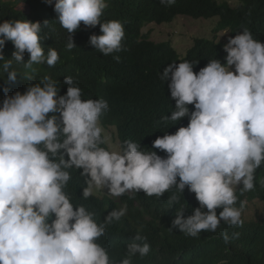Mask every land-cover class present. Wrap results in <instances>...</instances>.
I'll use <instances>...</instances> for the list:
<instances>
[{"label":"clouds","instance_id":"1","mask_svg":"<svg viewBox=\"0 0 264 264\" xmlns=\"http://www.w3.org/2000/svg\"><path fill=\"white\" fill-rule=\"evenodd\" d=\"M159 2L171 7L176 0ZM46 3L53 6V0ZM107 7L106 0H55L54 11L69 34L68 51L76 48L72 34L81 22L86 28L99 25L102 34L91 35L89 43L101 54L123 50L121 21L101 20ZM41 31L38 21L0 22V50L7 41L15 48L12 59L0 55L8 85L0 102V264H114L96 241L107 224L125 215L127 206L98 223L94 212L74 205L64 191L73 168L82 170L85 199L96 190L106 189L114 197L130 191L162 197L174 189L168 199L174 205L180 201L176 193L187 188L199 207L187 217L185 208H178L171 226L187 236L215 232L221 221L243 225V202L235 206L237 190H253L255 172L264 165V43L250 29L228 37L223 64L215 58L194 72L198 61L184 60L164 69L159 78L167 82L175 108L161 119L176 125L187 118L188 125L153 141L152 149L163 156L131 139L117 149L102 147L107 137L102 136L101 117L108 102L82 99L71 76L64 79L65 95L48 75L23 93L9 95L18 75L10 71L13 60L28 69L33 64L54 67L59 61L54 48L45 54ZM113 59L120 61L119 56ZM217 209H222L219 215ZM233 236L239 238V233ZM223 237L228 243L227 233ZM150 250L147 237L138 233L120 264H132V257L143 258Z\"/></svg>","mask_w":264,"mask_h":264},{"label":"trees","instance_id":"2","mask_svg":"<svg viewBox=\"0 0 264 264\" xmlns=\"http://www.w3.org/2000/svg\"><path fill=\"white\" fill-rule=\"evenodd\" d=\"M102 21L120 20L124 26L125 37L123 50L104 56L89 43L91 35H101L100 27L86 28L81 22L80 29L72 34L76 45L71 51L66 49L68 33L59 23L53 6L46 0H0V22L4 20L26 19L40 22L41 45L47 54L48 49L57 50L60 57L54 67L47 64H33L31 69L21 63L12 61L17 79L10 86L9 95L20 91L23 93L30 84L38 83L45 75L58 82L60 95H65L66 76H71L82 90V99L103 98L108 102L109 110L101 117L103 127L115 126L120 146L124 140L131 139L141 144L142 148L152 149L153 141L168 132L175 133L181 126L188 125L184 118L176 125L163 121L161 117L171 116L175 101L171 99L167 82L160 80V75L171 63L178 64L184 60L198 61L194 72L205 67L209 60L219 59L222 64L227 53L223 46L227 43L215 40L195 39L193 45L181 58L170 42L155 43L148 35L142 34L144 24L171 23L177 16L194 19L218 17V28L214 31H227L234 37L247 27L255 39L264 43V0H240V5L231 7L219 0H176L171 7H165L159 0H106ZM47 21V25L44 22ZM3 39V37H0ZM14 45L7 41L0 55L4 60L12 59ZM113 56H119L117 62ZM29 59L27 53L24 62ZM0 60V102L4 99L3 88L7 73L3 72ZM190 110L192 105L188 106ZM103 136V134H102ZM106 147L105 144L101 145ZM42 147V146H41ZM157 151L158 155L165 153ZM80 171L70 169L71 179L64 191L74 205H83L96 214L98 223L114 209L117 203L107 197L95 195L85 199L83 188L87 185ZM264 165L255 172L254 189L247 192L237 190L239 207L246 203L259 201L264 207ZM175 190H170L162 197H149L141 192L125 193L118 197L121 206L127 211L119 220L107 224L105 234L96 242L106 248L110 260L120 264L127 256V246L133 242L136 234L147 237L151 250L141 258L139 254L132 257V264H264V209L257 220H243L242 226H229L223 221L215 232H201L197 237H190L173 229L172 221L176 210L185 208V216L193 214L199 207L195 194L184 190L177 204L169 205L168 199ZM206 210V209H205ZM222 209H217V214ZM171 229V231H169ZM227 233L228 243L223 234ZM239 233V238L233 234Z\"/></svg>","mask_w":264,"mask_h":264},{"label":"rangeland","instance_id":"3","mask_svg":"<svg viewBox=\"0 0 264 264\" xmlns=\"http://www.w3.org/2000/svg\"><path fill=\"white\" fill-rule=\"evenodd\" d=\"M219 2H226L231 7L240 5V0H219ZM220 19L218 17L212 18H199L194 19L186 16H177L171 23L144 24L141 29L142 34L148 35L149 39L155 43L170 42L171 46L175 49L177 54L184 58L188 49L193 45L195 39L215 40L216 42L226 43L229 37L227 31H214L219 26ZM103 127V126H102ZM103 136L107 137L105 148L110 150L120 147V142L117 137L115 126L103 127ZM128 192L127 194H130ZM93 195L104 197L107 196L113 199L118 208H122L118 197L107 194V190H96ZM263 204L259 201L246 203L243 207L242 219L244 220H257L263 213Z\"/></svg>","mask_w":264,"mask_h":264}]
</instances>
